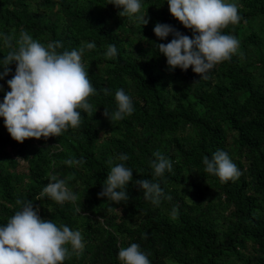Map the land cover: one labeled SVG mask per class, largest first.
<instances>
[{"label": "trees", "instance_id": "obj_1", "mask_svg": "<svg viewBox=\"0 0 264 264\" xmlns=\"http://www.w3.org/2000/svg\"><path fill=\"white\" fill-rule=\"evenodd\" d=\"M236 2L241 19L222 31L239 40L237 53L201 79L191 67L170 70L155 46L174 38L160 40L157 23L193 35L166 0H144V26L121 17L111 0H0V33H15L13 45L22 30L44 44L62 41L59 51L95 41L83 61L98 109L82 113L78 129L23 143L0 118V224L30 200L42 219L81 230L85 248L63 264H122L118 252L131 243L151 264H264V0ZM110 44L118 49L114 58L105 55ZM9 51L0 40V58ZM10 67L0 80V101L15 74L16 65ZM121 88L135 111L112 122L105 110L116 109ZM221 149L241 170L238 179L222 181L205 171L203 158ZM156 151L173 161L162 177L151 166ZM120 154L128 155L123 163L133 180L129 199L117 205L99 193L108 161L120 163ZM72 157L82 163L67 165ZM52 174L78 193L77 202L61 205L40 195ZM140 179L160 182L172 199L152 203L136 185Z\"/></svg>", "mask_w": 264, "mask_h": 264}, {"label": "clouds", "instance_id": "obj_2", "mask_svg": "<svg viewBox=\"0 0 264 264\" xmlns=\"http://www.w3.org/2000/svg\"><path fill=\"white\" fill-rule=\"evenodd\" d=\"M166 3L170 14L193 33L189 37L172 25H155L154 33L160 40H165L170 34L174 37L166 44L155 45L158 52L166 57L170 70L180 68L187 71L191 67L201 79H205L217 64L230 60L237 53L239 40L222 31L241 19L236 0H166ZM110 4L122 9L119 12L121 17H128L142 26L149 23L144 0H111ZM15 38V33H0V40L10 49L6 56L0 58V69H3L0 80L12 71L11 65H16L15 74L7 80L10 90L0 101V118L10 136L23 143L30 138L59 137L70 129L80 128L82 113H96L98 110L90 102V97L97 90L83 61L85 50L97 47L95 41L85 42L79 49L59 51L63 48L62 41L44 44L27 30L19 33L13 45ZM117 54L116 45L110 44L105 55L114 58ZM115 102L113 112L105 110V115L112 122L123 120L135 111L132 97L122 88L115 92ZM153 156L154 176L162 177L173 170L171 158L159 151ZM117 159L121 162L108 161L110 171L99 196L118 205L129 199L127 188L133 180V169L123 163L129 159L127 154H120ZM65 163L78 165L82 160L72 157ZM203 164L207 173L222 181L238 179L242 174L229 153L222 149L211 157L205 156ZM135 183L143 189L145 198L154 204L172 199L158 181L140 179ZM40 195H47L61 205L79 200L78 193L68 186L67 181L55 174L50 176V183L43 187ZM112 211L121 214L116 207ZM175 212L174 209L173 214ZM84 248L85 238L81 230L42 219L39 209H35L30 200L23 202L21 210L16 211L6 223L0 224V264H63L73 252ZM118 259L122 264H151L148 253L138 243L121 247Z\"/></svg>", "mask_w": 264, "mask_h": 264}]
</instances>
